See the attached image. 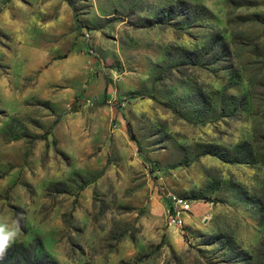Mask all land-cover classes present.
Here are the masks:
<instances>
[{
    "label": "rangeland",
    "instance_id": "1",
    "mask_svg": "<svg viewBox=\"0 0 264 264\" xmlns=\"http://www.w3.org/2000/svg\"><path fill=\"white\" fill-rule=\"evenodd\" d=\"M0 214L39 264H264V0H0Z\"/></svg>",
    "mask_w": 264,
    "mask_h": 264
},
{
    "label": "clouds",
    "instance_id": "2",
    "mask_svg": "<svg viewBox=\"0 0 264 264\" xmlns=\"http://www.w3.org/2000/svg\"><path fill=\"white\" fill-rule=\"evenodd\" d=\"M21 231L19 220L10 222L8 217L0 214V260H3L9 248L16 244Z\"/></svg>",
    "mask_w": 264,
    "mask_h": 264
},
{
    "label": "built area",
    "instance_id": "3",
    "mask_svg": "<svg viewBox=\"0 0 264 264\" xmlns=\"http://www.w3.org/2000/svg\"><path fill=\"white\" fill-rule=\"evenodd\" d=\"M166 220L168 225L180 228L184 223L183 215L189 209L187 201L173 194H168Z\"/></svg>",
    "mask_w": 264,
    "mask_h": 264
},
{
    "label": "trees",
    "instance_id": "4",
    "mask_svg": "<svg viewBox=\"0 0 264 264\" xmlns=\"http://www.w3.org/2000/svg\"><path fill=\"white\" fill-rule=\"evenodd\" d=\"M129 137L132 138V135L129 134ZM25 251H29V256L25 254ZM35 259L36 256L33 254L31 249L22 245H17L9 248L7 255L3 258V260H0V264H39L35 261Z\"/></svg>",
    "mask_w": 264,
    "mask_h": 264
}]
</instances>
